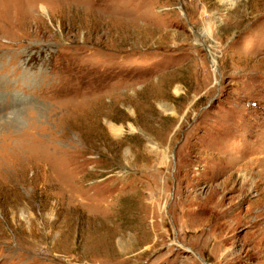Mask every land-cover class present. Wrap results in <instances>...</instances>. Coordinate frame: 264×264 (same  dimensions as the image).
<instances>
[{
    "label": "rangeland",
    "instance_id": "374dc122",
    "mask_svg": "<svg viewBox=\"0 0 264 264\" xmlns=\"http://www.w3.org/2000/svg\"><path fill=\"white\" fill-rule=\"evenodd\" d=\"M264 264V0H0V264Z\"/></svg>",
    "mask_w": 264,
    "mask_h": 264
},
{
    "label": "bare ground",
    "instance_id": "6f19581e",
    "mask_svg": "<svg viewBox=\"0 0 264 264\" xmlns=\"http://www.w3.org/2000/svg\"><path fill=\"white\" fill-rule=\"evenodd\" d=\"M204 264H207L206 262H203Z\"/></svg>",
    "mask_w": 264,
    "mask_h": 264
}]
</instances>
